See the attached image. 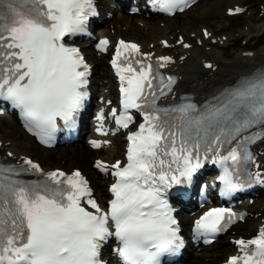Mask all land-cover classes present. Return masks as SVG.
Returning a JSON list of instances; mask_svg holds the SVG:
<instances>
[{"label": "snow or ice", "instance_id": "snow-or-ice-1", "mask_svg": "<svg viewBox=\"0 0 264 264\" xmlns=\"http://www.w3.org/2000/svg\"><path fill=\"white\" fill-rule=\"evenodd\" d=\"M153 3L175 15L196 0ZM243 11L230 9L229 14ZM94 15V0H0V103L18 109L24 126L42 144L51 146L58 121L74 126L89 98L90 66L66 38L85 33ZM203 36L211 33L205 29ZM178 42L191 47L183 38ZM109 43L105 38L97 47L104 52ZM153 55L137 43L120 40L111 60L120 84L119 109L110 110L117 130L135 123L133 112L143 122L127 135L126 160L95 162L115 178L107 208L94 198L79 170L45 172L29 158L19 168L0 164V264H107L102 253L111 238L119 241L114 251L122 264H162V257L176 255L184 246L168 194L191 184L205 161L211 159L223 169V196L264 185V169L249 148L264 142V71L203 110L194 103L162 107L176 78L161 69L174 60H153ZM105 119L101 111L97 131L103 136L109 134ZM90 143L99 149L110 141ZM248 164L257 170L245 169V177L241 167ZM27 173L42 179H20ZM243 219L231 209L211 208L195 221L194 231L197 237H215ZM235 244L239 254L227 264H264V227L254 238Z\"/></svg>", "mask_w": 264, "mask_h": 264}, {"label": "bare ground", "instance_id": "bare-ground-1", "mask_svg": "<svg viewBox=\"0 0 264 264\" xmlns=\"http://www.w3.org/2000/svg\"><path fill=\"white\" fill-rule=\"evenodd\" d=\"M211 2L212 3H220V4H222V1L221 0H211ZM213 4V6L212 5H205V6H201V5H199V6H197L196 8H194L193 9V12H197L198 14L199 13H201V12H205V11H207V12H210V14H214V10L215 9H218V8H216L215 7V5ZM198 16V15H197ZM188 23H189V21H187ZM167 23H168V25H172V26H175V27H178V26H180V27H182V25H184L183 24V20H180L177 16L176 17H174V18H170L169 20H167ZM198 26V24H192L191 25V30H193V28H196ZM257 26L258 25H256V24H254L253 22L252 23H250V28L248 29V32H252L253 30L254 31H258L259 30V28L258 29H256L257 28ZM133 29H137L138 30V32H137V34L135 35V36H133V35H131L132 37H134L135 39H139V40H142L143 42H149L150 40H152V37H147V35L141 30V28L139 27V26H137V27H134ZM154 30V32L155 33H157V34H163V32H164V30L157 24V26L153 29ZM215 59H218V60H220L223 64H226V62H225V60L223 59V55H222V53L221 52H219V54L215 57ZM263 60L264 61V51L263 52H261V53H259V56H255V57H253V58H251V60L250 61H246V60H244L243 62H240L239 64L240 65H242V66H244V69L245 70H248L249 68H251L252 66H253V64L254 63H256V62H259V60ZM227 68H230V66L227 64V65H225V67H224V69H227ZM0 120H2V119H0ZM5 120V119H4ZM8 123H7V129H6V131L8 130V133L6 132L4 135H3V139L5 140V141H9V140H12V138L14 137V133L15 132H17V131H20V128H19V125L17 124V122H15L14 120H11V121H7ZM17 148H18V151H19V153H27L28 154V148H29V146H28V144H27V142H25V141H23V142H21V141H18L17 142V146H16ZM72 151H76L75 149H72ZM64 152H66V151H62V153L60 154V155H58V157H61V159H63V156H62V154L64 153ZM80 152L81 153H86V149H84V148H82L81 150H80ZM88 154H91L90 152L88 153ZM40 159H42V160H44V161H46L45 162V167L47 166L48 168H50V169H52V168H55V167H52L51 166V161L48 159V157L47 156H45V154L44 153H39L38 155H37ZM84 155H82V157H83ZM72 163H75V162H72ZM86 169H88V166H87V164H84L83 165ZM97 192H98V195H99V197L102 195V192L103 191H101V189L99 188V187H97ZM258 205V204H257ZM258 211V210H257ZM206 254H208V253H206ZM207 257V256H206ZM214 259L212 260V259H210V261H209V264H214ZM195 264H206V263H204V261H202V260H200V259H197L196 261H195Z\"/></svg>", "mask_w": 264, "mask_h": 264}, {"label": "rangeland", "instance_id": "rangeland-1", "mask_svg": "<svg viewBox=\"0 0 264 264\" xmlns=\"http://www.w3.org/2000/svg\"><path fill=\"white\" fill-rule=\"evenodd\" d=\"M240 21H241V23H239V24L241 25V24L244 23V21H247V20H246V19H245V20L240 19ZM230 54H232V52H230ZM2 129H3V128H2ZM2 129L0 130L2 135H4L6 132L8 133V131H4V129H3V131H2ZM1 134H0V135H1ZM15 138H20L21 141L24 140V141L29 142L28 139H26L24 136L21 137L18 133L16 134ZM29 143H30V142H29ZM30 145H31V143H30ZM35 152H36V151H35ZM51 161H53V163L51 164L52 166L63 165V164H61V162H59V159H57V158H52ZM83 168H84V167H83ZM223 259H224V258H223Z\"/></svg>", "mask_w": 264, "mask_h": 264}]
</instances>
